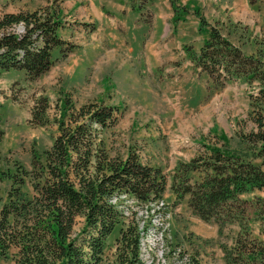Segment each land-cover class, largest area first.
<instances>
[{"label":"trees","instance_id":"obj_1","mask_svg":"<svg viewBox=\"0 0 264 264\" xmlns=\"http://www.w3.org/2000/svg\"><path fill=\"white\" fill-rule=\"evenodd\" d=\"M129 1L150 24L153 17L148 7L155 0ZM170 3L176 24L190 10L179 6L178 0ZM196 15L201 27H209V36L198 53L188 48L190 60L207 74L211 91L238 80L249 86L258 83V90L250 95L249 119L255 128L240 136L245 152L211 146L200 165L182 164L184 174L172 191L177 199L188 197L194 216L218 224L220 235L229 223L241 225L231 246L224 248L226 264H264V226L260 236L254 237L243 222L245 211L240 206L241 195L264 190V61L261 54L246 55L220 25L209 24L199 11ZM18 25L23 27L21 33L13 31ZM62 27L56 10L1 17L0 75L21 70L28 79L36 80L65 60L77 46L60 36ZM55 49L60 51L59 59H53ZM49 109L48 98L37 99L30 123L50 124ZM58 112L55 123L59 133L51 148L42 156L35 152L32 169L13 176L6 195L0 194V264L9 259L12 261L7 264H146L142 240L150 225L141 228L139 211L127 214L121 199L151 207L166 192V175L144 163L135 150L128 149L125 155L110 152L105 136L121 119L117 107L103 101L76 107L66 97L60 99ZM2 135L0 130V140ZM196 169L204 175L192 183L187 173ZM26 179L31 196L24 189ZM79 219L83 223L77 232ZM118 228L114 252L109 256L108 242ZM169 248L171 264L176 260L200 264L180 245L170 244Z\"/></svg>","mask_w":264,"mask_h":264},{"label":"rangeland","instance_id":"obj_2","mask_svg":"<svg viewBox=\"0 0 264 264\" xmlns=\"http://www.w3.org/2000/svg\"><path fill=\"white\" fill-rule=\"evenodd\" d=\"M254 4L257 16L240 21L230 17L224 24L216 22L213 25H220L223 33L246 55L261 54L264 61V0H256ZM54 10L63 22L60 29L62 38L79 47L36 80L28 79L25 72L20 70L6 71L0 75V130L3 132L0 140L1 195H6L11 188L13 176L21 174L22 169H32L35 152L42 156L45 150L51 148L59 133L55 120L59 117L60 99L66 97H70L76 107L101 101L117 107L121 119L105 136L108 149L113 155H125L128 149L137 151L144 163L160 168L166 175V191L169 193L174 194L172 186L178 185L180 176L184 174L180 166L192 162L200 165L207 148L228 146L230 149L246 151L240 136L255 128L249 119L250 95L256 93L259 85L255 82L249 86L245 81L238 80L211 91L210 82L208 93L201 98L205 91L203 79L208 76L195 69L186 54L188 48L197 50L202 42L201 35L193 31L191 24H188L187 32L199 40L190 39L186 43L177 41L170 45L168 53L172 56L168 60L170 55H164L162 59L165 62L161 66L157 58L145 57L136 62L140 70L134 66L124 69L123 74L132 75L140 82L137 88H129L121 85L117 64L112 62L114 58L110 60L108 56L102 57L97 50H93V45L97 43L95 37L99 23L90 8L84 7L82 0H0V18L5 14L47 13ZM196 11L200 12L195 10V15ZM189 13L184 19L182 17L183 21L181 19L175 24L177 15L174 12L171 23L165 29L161 25H143L142 32L150 33L145 43H159L161 34H164L161 44L169 45L175 41L178 26ZM199 26L203 28L200 20ZM128 27L132 33L139 30L130 20ZM13 31L21 33L23 27L18 25ZM156 33L159 34L157 37ZM88 41L89 45H84ZM133 48L136 57L139 54L137 41H134ZM59 56V49H55L53 59ZM101 58L106 63L99 66ZM186 64H191L193 74L202 77L194 79L190 96L181 93L180 98L171 97L165 92L170 89L169 85L165 84L163 88V83L177 82L181 77V68ZM143 71L148 74L156 72L149 77L148 74L142 75ZM183 71L188 72L187 67ZM40 97L49 100L51 122L46 126L30 123L32 109ZM208 106L210 110L207 111ZM255 163L260 164V160ZM187 175L194 183L204 174L202 170L196 169ZM24 189L32 195L28 179ZM187 198H175L173 201L171 196L165 197V207L158 208L156 204L151 207L139 206L133 200L122 197L121 207L126 213L139 211L140 227L146 230V226L150 225L142 240V257L146 264H171L168 256L170 244H178L189 254H194L200 264H226L224 248L231 246L241 225L229 223L220 235L218 224L205 223L191 213ZM241 200V210L245 211L243 222L254 237H259L264 226V190L243 194ZM150 208L151 214L148 213ZM82 223L83 219H79L77 232ZM118 234L119 228L108 242L109 256L114 252ZM174 258L177 259L176 256ZM11 261L9 259L2 264ZM173 264L181 262L176 260Z\"/></svg>","mask_w":264,"mask_h":264},{"label":"crops","instance_id":"obj_3","mask_svg":"<svg viewBox=\"0 0 264 264\" xmlns=\"http://www.w3.org/2000/svg\"><path fill=\"white\" fill-rule=\"evenodd\" d=\"M82 2L84 7L90 8L99 23L97 34L95 37L97 43L93 45V50H97L98 54H101L102 57L108 56L110 60L111 58H114L112 62H114L115 65L117 64L116 69H118L119 71L120 83L122 86H127L129 88H137L140 82L138 78L133 77L132 75L123 74L124 69L131 66L139 69L136 65V62H140L145 57L157 58L159 66H161L162 63L165 62L162 59L164 55H170L168 60H170L172 56L171 53H168L170 45L175 44L177 41L186 43V41L190 39L199 40L197 36L193 37L187 32L188 24L192 25L194 32L201 35L202 40L201 46L197 50L193 49V51L198 53L201 50L205 40L209 36V28H200L199 20L194 14L195 10H200L201 14L211 25L216 22L224 24L227 20H229L228 18L230 17L233 18L232 20L240 21L243 20V18H253V16H257L258 14L257 10L255 9L256 5L252 4L250 0H178V5L189 8L191 13L188 14L184 22L179 24L177 39L172 43H169V45H164L161 44L164 34H161L159 37V43L153 42L151 45H148V42H145L149 38L150 33H143L142 26L145 24L150 26H152V24H155L156 27L161 25L165 29L168 23H171L174 16L173 7L170 3V0H155L154 3L150 7H148V10L153 17L150 24L143 21V19L141 18V12L135 11L132 8L129 0H82ZM129 20L133 23L135 28L139 29L137 33H132L129 29ZM157 35L159 34L156 33L155 36L157 37ZM134 41H137V50H139V54L136 57L133 54ZM84 45L88 46L89 41ZM57 58L59 59V57ZM105 63L106 60L101 58V63L99 66ZM190 63L193 64L191 60ZM193 66L195 68L194 64ZM184 67H187L188 72L184 73ZM191 69V64H186V66H183L181 68V77L179 78V80H177V82L163 83V88L165 84L169 85L170 87L169 90H165V92L169 96L180 98L179 95L181 93H188L189 96L191 95L190 88L194 79H200L202 77V75L201 77H198V75L193 74ZM155 72L156 71H152L148 74L147 72L143 71L142 75L148 74L150 77ZM199 72L201 71L199 70ZM203 83L205 84V91L202 94L201 98L206 95V92L208 93L210 86L209 78L204 77ZM201 98H199V100ZM209 107L210 106L206 107L207 111L210 110ZM170 196L173 201L176 200V195L166 191L164 194V198H169Z\"/></svg>","mask_w":264,"mask_h":264},{"label":"built area","instance_id":"obj_4","mask_svg":"<svg viewBox=\"0 0 264 264\" xmlns=\"http://www.w3.org/2000/svg\"><path fill=\"white\" fill-rule=\"evenodd\" d=\"M115 201H116V200H115ZM156 206H157L158 208H160V207H165V204H164L163 201H160V202L156 203Z\"/></svg>","mask_w":264,"mask_h":264}]
</instances>
